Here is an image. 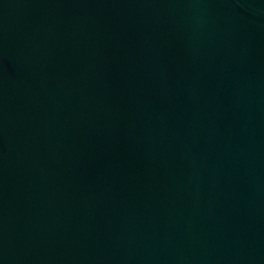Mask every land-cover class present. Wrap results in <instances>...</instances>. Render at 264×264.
<instances>
[{
    "label": "water",
    "instance_id": "water-1",
    "mask_svg": "<svg viewBox=\"0 0 264 264\" xmlns=\"http://www.w3.org/2000/svg\"><path fill=\"white\" fill-rule=\"evenodd\" d=\"M0 264H264V0H0Z\"/></svg>",
    "mask_w": 264,
    "mask_h": 264
}]
</instances>
